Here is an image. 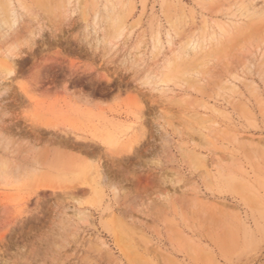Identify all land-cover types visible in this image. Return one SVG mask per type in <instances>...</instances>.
Listing matches in <instances>:
<instances>
[{
	"label": "rangeland",
	"instance_id": "1",
	"mask_svg": "<svg viewBox=\"0 0 264 264\" xmlns=\"http://www.w3.org/2000/svg\"><path fill=\"white\" fill-rule=\"evenodd\" d=\"M0 264H264V0H0Z\"/></svg>",
	"mask_w": 264,
	"mask_h": 264
},
{
	"label": "bare ground",
	"instance_id": "2",
	"mask_svg": "<svg viewBox=\"0 0 264 264\" xmlns=\"http://www.w3.org/2000/svg\"><path fill=\"white\" fill-rule=\"evenodd\" d=\"M107 120H108V119H107ZM108 122H109V121H108ZM72 136H73V135H72ZM66 137H71V135H70V136H67V135H66ZM74 138H75V137H74ZM77 138H78V136H77ZM77 138H75V139H77ZM72 139H73V137H72ZM72 139H71V140H72ZM79 140H80V139H79ZM81 140H82V139H81ZM84 140H85V139H84ZM84 140H83V141H84ZM72 141H73V140H72ZM93 141H94V140H93ZM73 142H74V141H73ZM89 144H90V143H89ZM82 145H83V144H82ZM85 145H86V144H85ZM93 147H94V146H93ZM88 148H89V147H88ZM86 149H87V148H86ZM86 149H85V151H86ZM73 151H74V150H73ZM88 151H90V150L88 149ZM93 151H94V149H93ZM64 153H65V152H64ZM35 155H36V154H35ZM70 156H71V155H70ZM41 157H42V155H41ZM63 158H64V157H63ZM39 159H40V158H39ZM68 159H69V158H68ZM74 159H75V158H73V160H74ZM61 160H62V159H61ZM61 160H60V161H61ZM73 160H70V162L73 161ZM75 160H77V159H75ZM79 160H80V159H79ZM81 161H82V159H81ZM66 162H67V161H66ZM68 163H69V160H68ZM72 163H73V162H72ZM74 163H75V162H74ZM74 163H73V164H74ZM70 164H71V163H70ZM81 164H82V163H81ZM96 168H97V167H96ZM81 169H85V167L83 168V166L81 165ZM97 170H98V169H97ZM91 171H92V168H91ZM96 173H97V171H96ZM101 176H102V175H101Z\"/></svg>",
	"mask_w": 264,
	"mask_h": 264
}]
</instances>
